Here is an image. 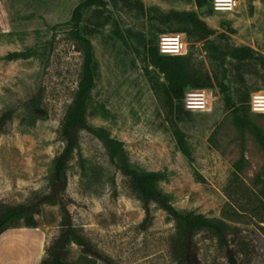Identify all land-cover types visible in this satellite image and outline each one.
<instances>
[{
	"label": "rangeland",
	"instance_id": "obj_1",
	"mask_svg": "<svg viewBox=\"0 0 264 264\" xmlns=\"http://www.w3.org/2000/svg\"><path fill=\"white\" fill-rule=\"evenodd\" d=\"M85 1L0 0V116L10 114L0 129V207L49 192L85 59L77 29L93 58L85 120L104 137L76 130L60 193L75 231L114 264H175L183 222L149 202L142 225L144 202L121 171L125 161L179 213L239 228L250 246L240 263L264 264V148L252 131L255 125L264 135V110L249 103L253 93L264 94V0H231L227 9L214 0H98L80 8L75 27L73 10ZM171 13L200 22L208 37L198 39L183 17L167 20ZM162 33H182L186 43L175 78L158 66ZM190 90L205 91L207 109L186 108ZM32 216L36 227L18 226L0 245L2 264L28 256L31 263L32 253L37 264L58 237L64 214L57 201ZM193 242L194 264H228L215 235L198 230ZM66 258L105 264L74 237Z\"/></svg>",
	"mask_w": 264,
	"mask_h": 264
},
{
	"label": "trees",
	"instance_id": "obj_2",
	"mask_svg": "<svg viewBox=\"0 0 264 264\" xmlns=\"http://www.w3.org/2000/svg\"><path fill=\"white\" fill-rule=\"evenodd\" d=\"M96 1L98 0H87L83 4L74 8L71 20L75 27H77L80 22V8L82 6L93 5ZM121 1L125 4L127 3V0ZM139 9L142 10L141 7H139ZM177 17H183L195 25L197 31L200 33L198 39L208 37L209 31L205 29L203 24L198 21H192L189 16L171 13L166 16V19L168 20ZM75 36L84 46L85 59L82 66L81 77L77 83V90L73 99L72 108L61 131L62 137L65 140V145L56 159L54 175L53 179L50 181L49 192L44 195H35L32 200L26 204L0 207V234L6 229L18 226L30 228L36 227L37 222L33 218L32 212L46 202L57 201L64 214V220L58 237L45 247V255L38 264H71L66 258L70 237H74L76 244L80 247L83 253L90 254L105 264H114L107 256L96 250L86 237L75 231L72 225L70 212L60 195L64 186L65 169L77 144V128H84L96 136L104 137L103 134L86 124V105L89 99V90L93 84L92 47L89 39L80 35L77 29L75 30ZM216 51L219 52L218 48H216ZM230 54L236 59L244 57V55H240L236 51H232ZM184 59L185 57L182 55H160L157 57L158 66L161 72L172 78L180 76L183 72L182 61ZM259 59L264 63V58L259 57ZM9 118V113H4L0 116V129H2L6 120ZM252 131L258 143L264 148V135L261 134L259 128L255 125H252ZM174 136L177 144L181 146L182 137L179 130H174ZM105 140L107 141V145L115 151L116 144L108 137H106ZM121 171L130 179L133 189L144 202L145 217L142 222L143 226L147 225L150 221L151 212L148 207L149 202L156 203L174 220L183 222L184 226L181 233V243L175 246L172 252L175 264H194L192 259L195 249L193 237L198 230H206L218 238L223 255L228 264H241L239 261V254L248 252L247 250L250 249V246L246 241L241 240L239 228L228 226L221 221L207 218L201 214L183 215L168 203L164 195L154 189L150 183L141 178L135 171L131 170L125 161L121 164ZM262 175L264 182V169ZM210 264L217 263L212 262Z\"/></svg>",
	"mask_w": 264,
	"mask_h": 264
},
{
	"label": "built area",
	"instance_id": "obj_3",
	"mask_svg": "<svg viewBox=\"0 0 264 264\" xmlns=\"http://www.w3.org/2000/svg\"><path fill=\"white\" fill-rule=\"evenodd\" d=\"M216 9L232 8L231 0H214ZM157 51L160 55L180 56L186 53V43L182 33H162L158 36ZM250 108L253 111L264 110V94L253 93L250 98ZM184 104L191 110H204L208 107V100L204 90H190L184 95Z\"/></svg>",
	"mask_w": 264,
	"mask_h": 264
},
{
	"label": "crops",
	"instance_id": "obj_4",
	"mask_svg": "<svg viewBox=\"0 0 264 264\" xmlns=\"http://www.w3.org/2000/svg\"><path fill=\"white\" fill-rule=\"evenodd\" d=\"M18 228H22V227H13V228H9V229H6L5 231H3L1 234H0V245L4 242L7 241L8 239V235L12 232V231H15L16 229ZM30 228V227H29ZM42 260V259H41ZM39 260V262L41 261ZM38 262V263H39ZM37 263V264H38ZM0 264H2V262L0 261ZM6 264V262H5ZM23 264H36V261H35V257H34V253H32V261L30 263V257L28 256V258L26 260H24Z\"/></svg>",
	"mask_w": 264,
	"mask_h": 264
},
{
	"label": "bare ground",
	"instance_id": "obj_5",
	"mask_svg": "<svg viewBox=\"0 0 264 264\" xmlns=\"http://www.w3.org/2000/svg\"><path fill=\"white\" fill-rule=\"evenodd\" d=\"M218 1H227V0H218Z\"/></svg>",
	"mask_w": 264,
	"mask_h": 264
}]
</instances>
